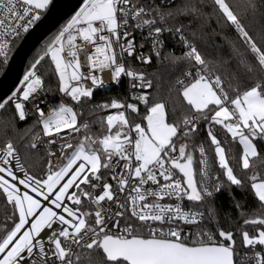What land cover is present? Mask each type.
<instances>
[{"label": "snow or ice", "instance_id": "1", "mask_svg": "<svg viewBox=\"0 0 264 264\" xmlns=\"http://www.w3.org/2000/svg\"><path fill=\"white\" fill-rule=\"evenodd\" d=\"M50 4L0 0V68ZM213 5V12L206 13L203 0H181L174 8L165 0H82L42 46L20 86L0 98V111L11 109L13 121L21 122L32 113L39 131L32 133L27 147L39 150L41 144L59 143V148L44 149L47 159L37 174L25 167L10 140L0 147V197L13 210L0 222V264H264V177L255 171L247 177L260 205V211L243 220L255 232L241 227L236 233L248 253L238 252L236 234L220 227L212 204L221 190L231 197L232 186L244 187L232 161L250 170L251 161L261 157L264 37L258 43L241 19V14L256 13V0H243L239 12L226 0H213ZM217 12L235 31L243 51L230 44L228 55L208 60L196 40ZM138 31L147 33L140 43L134 36ZM164 33L182 47L179 56L165 51ZM145 42L151 45L147 53L141 51ZM153 55L173 66L185 64L184 78L175 85L187 110L174 107L169 114L163 102L133 92V102L112 98L93 105L90 113L117 110L100 121L106 134L93 136L88 122H78L73 106L60 102L47 113L40 107L41 94L52 90L39 72L45 61L52 66L56 91L83 107L94 89L109 83L102 78L105 71L116 85L124 76L133 89L152 88V80L127 66L126 58L150 64ZM233 61L250 74L259 73L250 87H224L226 77L237 79ZM140 104L145 114L136 122L133 114L139 115ZM201 123L207 135L196 144ZM231 143L242 146L238 159L228 154ZM213 165L226 180L209 173ZM231 198L243 216L244 204ZM82 252L88 256L82 258Z\"/></svg>", "mask_w": 264, "mask_h": 264}, {"label": "trees", "instance_id": "2", "mask_svg": "<svg viewBox=\"0 0 264 264\" xmlns=\"http://www.w3.org/2000/svg\"><path fill=\"white\" fill-rule=\"evenodd\" d=\"M181 0H177L172 6L176 7L180 4ZM227 3L233 6L234 10L240 11L238 5L243 3V0H226ZM205 5L203 11L206 13H212L214 9L213 0H203ZM257 11L255 14L249 13L247 15L241 14V19L245 24L247 30L251 35L257 37L258 43H260V37H264V0H256ZM184 23H187V19L181 18ZM65 24V23H64ZM63 24V25H64ZM62 25V26H63ZM60 26L56 31L51 33L44 42L33 52L31 55L27 66L33 60V58L40 52L42 46L51 40L58 30L62 27ZM193 28L196 27V23H193ZM165 45L167 46L165 51L172 49L177 56H179L182 52L181 46L176 43L174 39H172L170 34L165 33ZM20 43L17 44V47ZM197 47L208 60H215L219 56H226L229 52L230 44L235 45L243 51V45L240 42L237 34L234 30L229 28L224 20L220 18L219 13L217 12L204 26L202 31H198V39L196 40ZM14 50V53L16 51ZM250 61L251 58L249 57ZM214 67V65H213ZM232 68L235 70V74L237 79L233 80L231 76L226 77L224 82V87L229 89L236 84L239 85L240 90H244L250 87L255 79L258 78L259 73L250 74L247 72L246 68L243 66H237L236 62L233 61ZM185 64H177L173 66L170 62L165 61L163 59L158 60L156 57L153 58V62L150 67H147L142 70L143 73L146 74L148 79H151L153 82V90L150 93V98L152 101L163 102L166 105L167 111L169 114L172 109L175 107L176 109L185 111L187 110L186 102L183 101L182 96L177 92V88L175 87V80L177 78H181L183 76V72L186 71ZM40 74L45 78L46 84H50L52 86V90L44 93L45 96L51 99L58 100L60 102H64L74 107V110L78 113V122L89 121L90 129L93 127V130L96 131L97 128L94 125V122L97 118L106 114L109 110L114 112L115 109H108L104 111L95 110L91 111L93 105L110 102L112 98H118L120 100H124L125 94V85L121 83L119 86L114 88L109 93H102L100 91L93 92V97L91 98V102L86 106L76 105L75 102H71L68 97H62V94H59L56 91V78L53 75L52 66L48 61H45L42 65L39 66ZM183 105V107H182ZM145 114V108L142 104V108L139 115H133L136 122H140L141 118ZM219 128V126H216ZM31 129L32 131H29ZM39 131V128L36 126L35 117H32L29 121L20 122L18 120L13 121V113L11 109L7 111L0 112V147L6 141H11L17 148L18 153L22 157L23 163L26 168L30 172L40 174L41 169L44 166V163L47 159L45 152H35L30 147L26 145L31 142V135L33 132ZM207 135V126L202 123V127L198 130V133L195 138V143L199 144L204 141ZM218 138L224 139L223 133L218 134ZM182 140H178L180 142ZM205 148L208 149L209 155L211 157L212 150L208 148V144L205 143ZM226 149L228 150V154L230 157L235 156L239 157L242 154V146L237 143H231L226 145ZM258 151L261 152L260 158H254L251 161L252 168L250 170H243L239 167V165L232 161L230 166H233L238 177L244 182L243 188H237L236 186L231 187V197L235 198V201H240L244 204V212L243 216L237 211L234 206V202L229 195L227 190H223L221 194L216 196L212 204L215 207V210L218 213V221L221 228L226 230H232L234 234L237 233L238 229L243 227L244 230L249 231L250 233L255 232V227L252 225H243V220L245 218H249L260 211L259 201L256 199L254 193L251 191L250 184L251 182L247 179L248 176L255 171L258 176L264 177V146L258 147ZM212 171L214 175H219L221 180H226L218 169V166L213 165ZM85 207H88L87 202H85ZM207 208L208 205L202 209L205 212V223L203 226L207 227L208 218H207ZM11 205L7 204L5 199L0 197V215L1 222L5 220L6 215H11L12 213ZM210 230H215V225H212ZM240 236L238 234L235 235L236 243L238 246V252H241L244 247L238 245V238ZM82 258H86L88 256L87 252L81 253ZM93 258L95 259V255L93 254Z\"/></svg>", "mask_w": 264, "mask_h": 264}, {"label": "water", "instance_id": "3", "mask_svg": "<svg viewBox=\"0 0 264 264\" xmlns=\"http://www.w3.org/2000/svg\"><path fill=\"white\" fill-rule=\"evenodd\" d=\"M82 0H52L49 9L39 24L26 36L12 56L0 79V98L6 97L19 85L33 52L44 40L78 10Z\"/></svg>", "mask_w": 264, "mask_h": 264}, {"label": "built area", "instance_id": "4", "mask_svg": "<svg viewBox=\"0 0 264 264\" xmlns=\"http://www.w3.org/2000/svg\"><path fill=\"white\" fill-rule=\"evenodd\" d=\"M176 1H177V0H165V3L170 7V6H172ZM155 2H156V4H160V3H161V0H155ZM47 11H48V10H47ZM46 13H47V12H46ZM46 13H45V15H46ZM45 15H44V16H45ZM44 16H42L41 20L44 18ZM70 18H71V17H70ZM41 20H40V21H41ZM40 21H39V22H40ZM39 22L37 23V25L39 24ZM66 22H67V21H66ZM66 22H65V23H66ZM37 25H35V26L33 27V29H34ZM33 29H31L30 32H31ZM30 32H29V33H30ZM146 34H147L146 32H139V31H138V32H135V33H134V36H135V38H136V42H137V43H140V42H141V36H142V35H146ZM167 34H169V33H167ZM27 35H28V34H27ZM164 37H165V33H164L163 39H164ZM164 41H165V39H164ZM18 43H21V42H18ZM19 45H20V44H19ZM150 46H151V45H150V42H145V47H144L141 51H143V52H145V53L149 52V50H150ZM18 47H19V46H18ZM18 47H17V48H18ZM15 49H16V47L13 49V51H12L11 53H9V62H10L12 56L14 55V50H15ZM16 50H17V49H16ZM181 50L183 51L182 47H181ZM117 51H118V50H117ZM81 57H82V60H86V52H82V53H81ZM154 57H155V56L153 55L150 64H142L140 61H137V60H135V59H132V58H126V60H127V66H130L133 70H135V71H137V72H142L143 69H145V68L151 66ZM8 64H9V63H8ZM8 64L5 65V66H3L2 68H0V79H1L2 76L4 75V73H5V71H6V68H7ZM101 75H102V78L105 79L106 81H109V83L107 84V86H106L105 88L94 89V92H95V91H100V92H102V93H109V92H111L114 88H116L117 86H119L121 83H124V85H125L124 100L127 99L128 102H133V101L130 99L131 94H132L133 92H135L136 94H141V93H143V92H146V93H148L149 96H150V93H151L152 90H153V87L150 88V89H133V88H131V87H130V83H129L130 78H128V77H124V76H122L119 85H116L115 83L110 82V74H109V72L105 71V72L102 73ZM182 78H184V77L182 76L181 79H182ZM86 83L90 86V81H87ZM19 86H20V85H18L17 87H19ZM175 87L178 88V85H175ZM68 99L71 101V99H70L69 97H68ZM41 101H42V103L40 104V107H41L42 109H44L46 113H47V111H48L49 106L55 107V106H57V105L59 104V101H58V100L48 98L47 96H45L44 93L41 94ZM71 102H72V101H71ZM29 107H30V106H29ZM138 108H139V114H140V111H141V108H142V104L138 105ZM126 115H127V113H126ZM133 115H135V114H133ZM135 116H136V115H135ZM32 117H34V116L32 115L31 112H29V116H28V117L26 118V120L23 121V122L29 121ZM20 122H21V121H20ZM83 122H88V123H89V121H83ZM89 124H90V123H89ZM201 127H202V123H201V125L199 126V130L201 129ZM178 143H179V142H178ZM45 148H50L51 151L56 152V151H58L59 143H57V144H55V145H45V144H41L39 150H34V151H35V152H38V153H40V152H45V150H44ZM45 153H46V152H45ZM19 155H20V154H19ZM195 156H196V158H197V160H198V153H196ZM20 158H21V161H22V163H23V160H22V157H21V156H20ZM23 164H24V163H23ZM196 167L198 168V164L196 165ZM208 171H209V173H210L211 175H214V174H213V171H212V167H210V168L208 169ZM197 179H199V175H198V174H197ZM219 179H220V178H219ZM222 191H223V190H221L220 192H218V193L216 194V196H218L219 194H221ZM216 196H215V198H216ZM0 222H1V215H0ZM257 250H259V247L257 248ZM248 252H249V249L244 248V249H243L241 252H239V253H240L241 255H244L245 253H248Z\"/></svg>", "mask_w": 264, "mask_h": 264}, {"label": "rangeland", "instance_id": "5", "mask_svg": "<svg viewBox=\"0 0 264 264\" xmlns=\"http://www.w3.org/2000/svg\"><path fill=\"white\" fill-rule=\"evenodd\" d=\"M51 2H52V0H51ZM116 111H117V110H114V112H112V111L109 110L106 114H103L102 116H100L99 118H97V119L95 120V122H94V125H95V127L97 128V130L94 131V130H93V127H91V129H90V133H91L93 136L106 134V125H102L100 121H101V119H102L103 117H105L106 115H108V114H114ZM0 112H1V111H0ZM133 118H134V117H133ZM134 119H135V118H134ZM145 123H146V122H145ZM180 142H182V141H180ZM238 245H239V246H243L242 243H241V237L238 238ZM244 248H245V247H244Z\"/></svg>", "mask_w": 264, "mask_h": 264}]
</instances>
